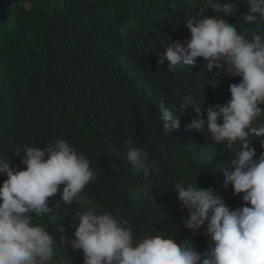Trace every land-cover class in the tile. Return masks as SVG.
Returning a JSON list of instances; mask_svg holds the SVG:
<instances>
[{"label":"trees","instance_id":"1","mask_svg":"<svg viewBox=\"0 0 264 264\" xmlns=\"http://www.w3.org/2000/svg\"><path fill=\"white\" fill-rule=\"evenodd\" d=\"M232 3L237 12L225 17L248 37L264 35V19L245 22L246 0ZM207 0H20L11 6L10 19L0 25V158L17 170L16 151L25 145L44 149L57 139L67 141L90 160L95 180L82 195L90 206L127 220L136 239L148 235L175 236L177 243L190 241L201 253L210 237L204 227L195 232L182 223L189 212L175 192L178 181L219 191L231 209L245 206L243 193L234 194L226 175L234 170L231 149L215 143L210 134L189 127L192 115H179L172 135L162 131L159 103L177 116L183 97L191 94L207 111L230 99L229 85L239 83L213 68L208 72L203 57L195 65L175 72L157 63L174 40L190 37L186 21L206 7ZM209 16L215 13L205 9ZM261 107H264L262 105ZM177 112V113H176ZM264 120V116L261 117ZM262 137L253 135L249 146L257 158L264 153ZM145 151L153 171L145 178L126 158L125 144ZM7 179L0 175V184ZM63 185L49 198L51 214L37 218L53 234L54 259L83 264V250H75L61 237H72L83 211L74 201L61 200ZM136 190L138 201L127 193ZM250 206V205H247ZM56 217L55 221L51 217ZM62 225L64 231L58 228ZM67 254L64 253V252Z\"/></svg>","mask_w":264,"mask_h":264},{"label":"clouds","instance_id":"2","mask_svg":"<svg viewBox=\"0 0 264 264\" xmlns=\"http://www.w3.org/2000/svg\"><path fill=\"white\" fill-rule=\"evenodd\" d=\"M246 3L245 22L264 19V0ZM208 7L223 15H207ZM236 12L230 2L207 0L206 7L186 21L190 37L174 40L163 54L157 53V63L163 65L167 60L170 72L195 65L197 58L203 57L208 72L223 67L231 76L242 78L229 85L231 96L226 103L208 109L206 121L200 102L191 94L182 98L175 117L164 102L159 103L164 135H172L179 127V115L191 112L189 127L210 134L215 143L229 149L239 145L231 159L234 170L226 175L225 184L232 186L234 194L243 193L245 206L233 210L219 191L199 187L197 182L174 185L189 212L182 220L184 226L195 232L206 225L203 234L211 240L207 250L201 253L187 240L178 244L176 235L136 239L127 220L90 206L91 200L82 195L96 178L90 160L67 141L57 139L44 149L25 145L16 151L17 156L23 152V169L17 170L0 158V175L7 176L0 184V264H57L54 236L33 223V214L39 218L52 213L49 198L57 194L60 185L62 202L70 205L75 201L83 209L75 216L79 223L69 225L75 229L73 236L61 237L73 249L83 250V264H264V153L257 158L249 146V138L255 135L262 137L264 147V35L249 38L247 30L238 31L225 18ZM125 148L133 171L150 177L153 167L148 154L131 140ZM127 195L134 202L140 199L136 190ZM58 229L64 231L62 225ZM59 264H69V260Z\"/></svg>","mask_w":264,"mask_h":264},{"label":"water","instance_id":"3","mask_svg":"<svg viewBox=\"0 0 264 264\" xmlns=\"http://www.w3.org/2000/svg\"><path fill=\"white\" fill-rule=\"evenodd\" d=\"M20 0H0V25L10 19L11 6Z\"/></svg>","mask_w":264,"mask_h":264}]
</instances>
